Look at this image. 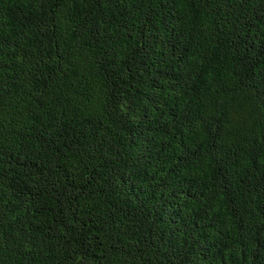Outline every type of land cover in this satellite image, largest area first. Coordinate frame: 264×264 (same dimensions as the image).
Masks as SVG:
<instances>
[{
    "label": "trees",
    "instance_id": "trees-1",
    "mask_svg": "<svg viewBox=\"0 0 264 264\" xmlns=\"http://www.w3.org/2000/svg\"><path fill=\"white\" fill-rule=\"evenodd\" d=\"M0 264H264V0H0Z\"/></svg>",
    "mask_w": 264,
    "mask_h": 264
}]
</instances>
